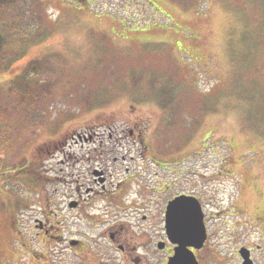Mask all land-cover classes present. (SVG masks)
Here are the masks:
<instances>
[{
  "label": "rangeland",
  "instance_id": "374dc122",
  "mask_svg": "<svg viewBox=\"0 0 264 264\" xmlns=\"http://www.w3.org/2000/svg\"><path fill=\"white\" fill-rule=\"evenodd\" d=\"M18 18L31 33L4 38L1 52L0 264H64L58 235L92 246L84 218L106 222L112 203L135 234L142 205L161 216L156 185L202 202V264H239L236 246L261 245L264 0H16L0 10L2 25ZM93 170L108 178L104 196L84 194L99 190ZM124 178L133 184L117 192Z\"/></svg>",
  "mask_w": 264,
  "mask_h": 264
},
{
  "label": "flooded vegetation",
  "instance_id": "af4514ba",
  "mask_svg": "<svg viewBox=\"0 0 264 264\" xmlns=\"http://www.w3.org/2000/svg\"><path fill=\"white\" fill-rule=\"evenodd\" d=\"M78 138L83 139L84 135L78 136ZM75 142L76 145L94 144L92 142ZM141 142V141H140ZM138 142V143H140ZM101 146V144H100ZM146 159L152 160L146 157ZM158 161V160H157ZM156 163V161L154 160ZM94 183L98 185L99 190H94L92 187L84 188L85 196L94 194L95 196H104L108 184V178L105 176L102 170H93L91 173ZM136 180V179H135ZM137 182V180H136ZM160 183V182H159ZM133 184L131 179L124 178V181L116 186V191L120 192L123 188ZM122 186V187H121ZM171 185H166L159 189V185H156V189H151L149 191L151 196L155 195V199L159 204H161V216H151L142 205L140 210H144L141 214H138V218L133 223V228H135L136 233L130 234L128 227L126 226V221L124 220L127 216L124 207L119 204L112 203L110 206L113 210L109 211L103 209L107 216V221H99L96 217H91L86 215L84 220L86 225L91 227L93 230L97 231V236L95 239L91 240L92 246L86 244L84 240L80 238H68L65 239L58 235V243L63 246V250L70 253L69 258L66 262L65 258H62V263L64 264H169L174 258L176 249L178 245L172 243L168 237L167 231L165 229V212L168 204L177 198H187V190L184 188L178 190L176 188L170 189ZM176 187V186H175ZM137 192L148 193L144 190L143 186H138ZM169 195L165 192L168 190ZM77 196L69 209L74 211V217L80 213L82 209V194L81 189L77 188ZM196 197V196H194ZM199 202L200 199L196 197ZM186 200V199H184ZM203 207V206H202ZM138 207L131 206L129 209L136 210ZM258 217L254 216L258 225L262 226L264 213H256ZM252 221L255 222L253 216L250 217ZM125 221V223L123 222ZM130 224L132 222H129ZM204 224L206 222L204 221ZM183 225V222H181ZM256 225V224H255ZM38 226V225H37ZM35 227L36 229L42 230L41 227ZM207 240L203 248L199 251L191 249L198 264L201 263L202 252L207 248L209 240V230L206 226ZM261 245L249 243V245H239L236 246L237 256L239 259V264L243 263L242 256L239 254V250L242 248L247 250L249 264H264V238L259 239ZM187 249V248H186Z\"/></svg>",
  "mask_w": 264,
  "mask_h": 264
},
{
  "label": "water",
  "instance_id": "95a60500",
  "mask_svg": "<svg viewBox=\"0 0 264 264\" xmlns=\"http://www.w3.org/2000/svg\"><path fill=\"white\" fill-rule=\"evenodd\" d=\"M165 229L170 241L178 245L169 264H198L190 249L201 250L207 239L203 212L198 200L187 197L170 202L165 214ZM240 255L243 264H249L247 251L241 250Z\"/></svg>",
  "mask_w": 264,
  "mask_h": 264
},
{
  "label": "trees",
  "instance_id": "16d2710c",
  "mask_svg": "<svg viewBox=\"0 0 264 264\" xmlns=\"http://www.w3.org/2000/svg\"><path fill=\"white\" fill-rule=\"evenodd\" d=\"M14 3L16 2V0H12ZM12 1H8V0H0V10L5 6L7 7L8 5H10L12 3ZM21 2H23L24 0H20ZM21 23L20 19L18 18V20L14 21V22H11L10 24H5V25H2L1 22H0V56L2 57H5L1 52H2V46L4 48L5 44H6V41L4 38H7V37H18L19 39H23L25 40L31 32L27 33V29L30 28V25L27 23V22H24V23H21V25H24L26 26V28L22 31H19L18 30V27L20 26L19 23ZM11 27V31L9 34L5 33L4 29L7 28V26ZM9 58L8 57H5L4 60L0 61V72L1 71H5V70H8L9 69ZM16 78H20V76H17ZM21 83H23L25 81L24 78H21ZM21 83H17V84H14V89L16 91H14L15 93L16 92H21L22 94L24 93L23 91V87L25 86V82L23 84ZM27 88V87H26ZM35 93H33L34 95ZM39 96V93L37 94ZM35 95V97L37 96ZM264 95L261 97V102H262V107L264 106L263 105V99ZM262 124H264V118H262L261 120ZM5 124H0V145L3 146L2 142L4 139L7 138V126Z\"/></svg>",
  "mask_w": 264,
  "mask_h": 264
}]
</instances>
